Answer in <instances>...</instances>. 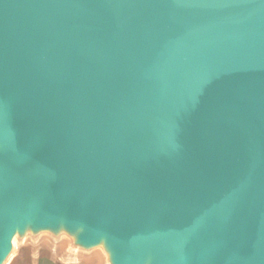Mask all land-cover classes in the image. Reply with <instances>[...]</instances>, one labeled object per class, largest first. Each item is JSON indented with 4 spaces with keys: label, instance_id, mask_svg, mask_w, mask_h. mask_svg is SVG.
I'll use <instances>...</instances> for the list:
<instances>
[{
    "label": "water",
    "instance_id": "95a60500",
    "mask_svg": "<svg viewBox=\"0 0 264 264\" xmlns=\"http://www.w3.org/2000/svg\"><path fill=\"white\" fill-rule=\"evenodd\" d=\"M264 264V0H0V264Z\"/></svg>",
    "mask_w": 264,
    "mask_h": 264
},
{
    "label": "rangeland",
    "instance_id": "374dc122",
    "mask_svg": "<svg viewBox=\"0 0 264 264\" xmlns=\"http://www.w3.org/2000/svg\"><path fill=\"white\" fill-rule=\"evenodd\" d=\"M17 258H18V256H16L13 260H12V262L10 263V264H16L15 263V260H17ZM32 264V263H31ZM81 264H91V263H81Z\"/></svg>",
    "mask_w": 264,
    "mask_h": 264
},
{
    "label": "crops",
    "instance_id": "0c3cea01",
    "mask_svg": "<svg viewBox=\"0 0 264 264\" xmlns=\"http://www.w3.org/2000/svg\"><path fill=\"white\" fill-rule=\"evenodd\" d=\"M44 264H51V263H48V262H47V263H44Z\"/></svg>",
    "mask_w": 264,
    "mask_h": 264
}]
</instances>
